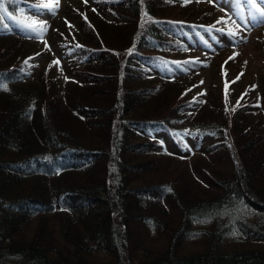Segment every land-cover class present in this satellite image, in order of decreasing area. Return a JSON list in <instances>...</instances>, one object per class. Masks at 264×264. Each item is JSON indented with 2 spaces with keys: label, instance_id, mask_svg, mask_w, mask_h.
<instances>
[{
  "label": "trees",
  "instance_id": "trees-1",
  "mask_svg": "<svg viewBox=\"0 0 264 264\" xmlns=\"http://www.w3.org/2000/svg\"><path fill=\"white\" fill-rule=\"evenodd\" d=\"M46 1L5 0L12 18L0 20V264H264V112L252 83L223 82L202 102L196 83L166 82L202 68L189 46L233 48L249 24L205 21L196 0H94L61 36L79 75L61 88L52 60L34 80L46 49L17 26ZM193 145L203 158H173Z\"/></svg>",
  "mask_w": 264,
  "mask_h": 264
},
{
  "label": "rangeland",
  "instance_id": "rangeland-1",
  "mask_svg": "<svg viewBox=\"0 0 264 264\" xmlns=\"http://www.w3.org/2000/svg\"><path fill=\"white\" fill-rule=\"evenodd\" d=\"M81 2L90 3V5H83ZM45 3H49V0ZM94 5H96V1L94 0H58V6L55 8L54 14L48 9L39 11L36 16H30L28 14L29 18L46 24V27L42 32H35L36 35L40 36L42 43L38 45H43L46 51L33 61L31 67L34 80L40 78L42 71H44L45 74L48 70L51 71L50 69L53 65L51 64L52 61L54 62L53 74L58 79L61 88L68 84H72L79 79V75L73 72L72 65L66 60V55L68 53H63V50L60 48L61 36L66 34L65 31H70V34H72V31L75 32L78 29L80 14L76 10L77 8L85 7L84 9L91 10ZM193 5L199 9L196 14L204 13L206 17H204L203 20L213 23L215 22L213 19H225L229 12L234 15L236 8L232 0H196L193 1ZM244 7V5H241V9L247 11ZM247 15L248 14H246L245 17H247ZM46 28L48 30H46ZM51 28L55 31H50ZM60 33H62V35H60ZM247 35L248 36L243 44L242 42H239V45L233 46V48H229L228 45L235 42H229L224 45L223 48H220V46L215 50L210 51L200 49L201 46L195 47L188 45V52L194 51L192 54L197 55L203 62L202 68L198 72L194 71L187 75L183 73L181 74L182 76L171 79L172 82H169V80L166 82L178 84L196 83L197 87L192 93L196 95L199 93L202 102L210 100L207 98V94L210 90H217L216 92H219L221 83L223 82H231L232 88L236 90L241 89V83L244 87L248 82H251L253 90L252 101L254 102L253 110L257 115H260L258 113H262V111L264 112V97L262 95L264 94V81H262L261 78L264 68V50L258 45L257 40H260L264 35V24H250L248 26ZM48 65H50V67H48ZM170 71L171 69H169V72ZM155 72H158V70H155ZM237 80L238 82L233 84V81ZM210 96L211 99H213L212 93ZM178 153L179 155H176L173 158L183 161L184 164L191 165L197 159L203 158L201 157L203 154L202 151L195 145L190 147L189 152L178 150ZM63 209L69 210L67 208ZM57 210L60 211L62 209L59 208ZM243 215H246L248 219L252 220L253 218H256L257 214L246 209L243 211ZM52 219L54 221L56 218L54 217ZM222 219L223 220L220 223H223L225 217ZM38 223V219H35L32 225L26 227L23 232V237L27 239L32 238L36 232ZM210 223L211 222H206L202 225L208 227ZM52 225L54 227L53 234L59 242L62 239L60 225L57 221L53 222ZM235 236L241 237V234H232L228 237V240H232Z\"/></svg>",
  "mask_w": 264,
  "mask_h": 264
},
{
  "label": "snow or ice",
  "instance_id": "snow-or-ice-1",
  "mask_svg": "<svg viewBox=\"0 0 264 264\" xmlns=\"http://www.w3.org/2000/svg\"><path fill=\"white\" fill-rule=\"evenodd\" d=\"M7 2L15 3V0H7ZM184 2L187 3L188 0H184ZM232 2L236 6L237 13L241 15V18L244 19V22L246 24L256 25V24L264 23V0H232ZM241 5L246 6L248 9V15L246 18L243 16L241 12ZM56 6H58V0H49V3L43 4V5H34L32 7L37 8L38 11L41 8L48 9L54 14ZM5 15H8L9 18H12L11 15L7 13V9L5 7V0H0V20H3ZM17 26L20 27L22 30L30 29L33 32L40 33L45 29L46 24L44 22H38L36 20H31L30 23H25L22 21L17 22ZM6 27L7 26L4 25V28ZM228 35L230 37H234L235 33L229 32ZM129 51L131 52V50ZM185 63L191 64L194 62L186 61Z\"/></svg>",
  "mask_w": 264,
  "mask_h": 264
}]
</instances>
